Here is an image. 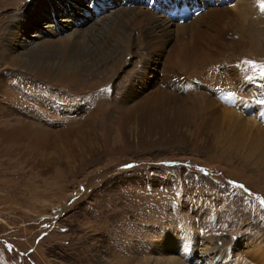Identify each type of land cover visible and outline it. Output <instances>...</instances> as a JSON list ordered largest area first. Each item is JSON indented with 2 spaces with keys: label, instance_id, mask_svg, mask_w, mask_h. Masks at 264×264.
<instances>
[{
  "label": "rangeland",
  "instance_id": "1",
  "mask_svg": "<svg viewBox=\"0 0 264 264\" xmlns=\"http://www.w3.org/2000/svg\"><path fill=\"white\" fill-rule=\"evenodd\" d=\"M231 1L203 3L205 11L219 6L235 14L221 17V26L253 41L236 51L214 58L205 47L200 58L188 50L171 64L176 41L145 52L135 40L137 47L96 74L60 80L32 73L26 58L69 32L56 27L69 9L83 4L92 14L103 4L112 11L123 0H0V264H168L173 256L202 264V247L215 248L223 264H264V149L245 126L227 130L214 90L235 87L263 124L264 11L257 0ZM130 3L124 7L158 11ZM242 8L249 11L238 18ZM37 14L57 35L40 32ZM91 21L78 30L89 31ZM117 47L116 38L107 43V50ZM112 65L118 66L109 72ZM152 73L156 81L147 89L136 86L139 75L145 82ZM164 77L173 78L174 91ZM162 89L179 100L156 103L167 95ZM227 100L234 108L235 100ZM181 104L191 117L177 114ZM161 105L167 124L153 123ZM25 124L37 131L20 147L13 135ZM187 236L195 241L191 261L179 255Z\"/></svg>",
  "mask_w": 264,
  "mask_h": 264
},
{
  "label": "bare ground",
  "instance_id": "2",
  "mask_svg": "<svg viewBox=\"0 0 264 264\" xmlns=\"http://www.w3.org/2000/svg\"><path fill=\"white\" fill-rule=\"evenodd\" d=\"M89 1H92V0H88V3ZM126 1L127 0H123V3L120 5V7L115 8L112 11H108V9L107 10L104 9L102 6L103 4L102 5L99 4L98 7H94L96 8L94 11L99 14V18H96L95 12H93L92 14H87V10L84 9L86 6L83 4H81L82 7H79L77 9L75 8L74 10H72L70 12L71 14L69 13L70 9L69 10L67 9L68 12L67 13L64 12L66 16L65 17L63 16L64 18L60 19V22H63L65 24L62 26H56V27L60 28L61 31H63V29L66 28L67 31L69 30V32L62 38H58L57 40L48 41L49 43L47 44H44V42H42L43 44L41 43L38 46H36L35 47L36 52L37 51L38 52L35 54V57H33V59L27 57L25 60L28 64H30L29 61H32V63L28 66L29 70H31L32 73L36 74L39 77L51 78V77L57 76L56 79H60V80H64L66 78H69V80L77 79L78 77L83 78V76H86V75H94V73L96 74L99 71L98 69L101 67L102 64H106V62H108L111 58L115 57L118 53L123 51V56H126L127 53L132 48L137 47L138 45L135 44V40L138 41V44H142L140 48L145 52H151L154 50V48L156 49L158 47H162L164 44L169 45L172 41H176V43L174 42L175 44L172 47V51H170L171 55H170V58L168 59V62L171 64H176L177 56H180V54L184 53V51L186 52L188 50H193L192 51L193 53L187 52L189 56L192 55L194 57V54H196L197 56L199 55L200 57L199 53H200L201 48L208 47L212 56L214 58H218L219 56L227 54L228 52L236 51L243 45L250 44V41L253 42L252 40H248L244 36V32L242 34L236 33L234 35L231 31L233 30L232 27H230L228 24H226L223 27L221 26V21H223L222 18L224 17V15L226 14L230 16L235 15L232 13V11L230 12L229 10H226V9L224 10L219 6L216 9L211 8L205 11L206 5L203 3V0H148L150 1L149 3L150 6L154 4L152 6H156L161 9L159 13L149 8L147 10H141L137 8L135 9V7L134 8H128V6L124 7V4L126 3ZM34 3H35V0L33 4ZM183 4H187L188 6H190L191 10L195 7H198L201 9V13L203 12L204 13L203 14L200 13L197 18L195 16L192 17L191 21L184 22L183 24H180L177 21L175 22L172 18L169 17L168 11L174 6H178V5L180 6ZM31 6H28L27 8L29 9ZM93 6H94V1L91 2V7ZM246 7L250 8L249 6H246ZM248 8L240 9L239 13H237L236 16H238V18L244 17L249 11ZM40 12L42 11L39 10L38 14H40ZM38 14L36 16H38ZM20 15L18 14L16 17L21 18ZM138 15H142L141 20H137ZM206 17H208V19H205ZM33 19L34 18H32V20ZM36 19H37L38 25L40 26L39 27V30H41L40 32H42L43 34L50 33V35L55 33L57 35L55 27L54 28L51 27L50 29L49 23L45 22L44 20L43 21L40 20L42 19L40 16L36 17ZM88 19L92 20L89 23L92 26L91 29L86 32H81V30H78V29L83 28L82 25L88 22ZM74 22L80 23V24H74ZM43 23H45V25H42ZM95 25H97L98 27H96ZM205 27L206 29H204ZM43 28H45L46 30ZM208 30H214L216 32L215 34L212 35L209 33ZM66 32H62V35ZM206 35L209 37V41L202 40V38L205 37ZM114 38L117 39V41L119 42V46L121 47L120 49L117 47L115 52L113 49L107 50V43ZM242 38H243V41H242ZM246 40L248 41L244 43ZM122 47L124 50L122 49ZM93 53H96L97 55L96 58L92 56ZM163 53L164 52H161V54ZM16 59L21 60L20 58H16ZM206 62L207 60H203L202 64ZM117 66L118 65H116V67ZM116 67L115 65H112L111 66L112 70H109V72L110 71L114 72ZM152 77H153L152 80L149 79L145 82H142L141 77L139 75V77L135 79V84L137 86V81H138L141 84V86L144 88L143 90H145L147 89L148 85H150L149 83L156 81L155 73H152ZM172 80L173 78L165 79L164 77V81L162 83L164 85V83L169 82L168 83L170 85L169 88H171L169 90L174 91L176 85L172 84ZM56 82H58V80ZM159 87L161 86L159 85ZM207 87L210 90L214 89L209 86ZM238 87H241V85H238ZM225 89L227 90L228 88L225 87ZM143 90H137V91L143 94ZM214 90H217V89H214ZM171 91L167 92V90L162 89L159 92V94L163 95L166 93L167 95H164L162 99L160 100V102H156V103H164L166 105H171L175 101L179 100L178 98L180 97H177L176 96L177 94H174ZM228 91L230 92V97L235 100L234 108L227 106L228 100H224L226 105L225 104L223 105L226 111L223 110L224 108H221L222 111L224 112L219 115V116H222L224 120V125H225V122L227 123L228 125L227 130L230 133H232L234 127L245 126L253 134H255L254 140H256V143L259 146H261L260 147L261 149H264V121H263V124H261L260 122H258V120L255 117L254 118L246 117V115H250L252 113L254 107L247 104L245 99H243L244 96L241 93H238L237 89L235 90V87L231 91L230 90ZM159 94H157L153 100H157V97ZM221 98L220 99L218 98L217 101L223 100ZM144 101L148 103L147 100H144ZM141 103L142 102L140 101V103L136 104V110L139 108ZM161 108H162V105L160 106V110L158 111V114H161L162 117L158 118L153 123L158 124L160 123L159 121H161L167 124L168 122V121L166 122L167 116L163 115L166 111H163L164 109L162 110ZM235 108H237L241 113L237 111ZM177 111H179L180 113H178ZM217 111L221 112L219 111L218 108H217ZM176 112L179 116L184 117L185 119L189 118V116L191 117V113H188L187 110L184 109V104H181V106L176 107ZM191 112L193 111L191 110ZM248 112H251V113H248ZM39 130L37 132V138L41 137L40 134L42 135L43 133V131L41 130L39 131ZM36 131H37L36 128L29 124H25L15 129L14 135H13L15 137V142L18 145V141H19L20 147L28 145L29 141H31ZM27 141L28 143H26ZM188 241L189 242H186L183 240V243L185 242L186 245H182L183 248H187V250L184 249L179 252V255L182 256V260H185V261L193 260V257L189 256L188 254L190 253L191 255H193V250L195 249V241L193 245H192V239H190L189 237H188ZM172 246L174 248H178L179 244L174 243ZM202 248L204 249V252L206 253L205 254L206 261L205 263L202 262V264H223L224 263V261L221 262L222 260H220L222 256L221 257L219 256L220 261L216 260L217 251L215 250V248L213 247H202ZM208 255H210L209 256L210 258L208 257ZM195 260L196 259H194V263L197 264L196 263L197 260L196 261ZM167 263L168 264H181L178 257L176 258L174 256L169 258L167 260ZM182 263L184 264L185 262H182Z\"/></svg>",
  "mask_w": 264,
  "mask_h": 264
},
{
  "label": "snow or ice",
  "instance_id": "3",
  "mask_svg": "<svg viewBox=\"0 0 264 264\" xmlns=\"http://www.w3.org/2000/svg\"><path fill=\"white\" fill-rule=\"evenodd\" d=\"M257 2L259 3V7H260L261 11H264V0H257ZM247 63H252V62L247 61ZM258 67H264V66H258ZM262 75H264V72H262Z\"/></svg>",
  "mask_w": 264,
  "mask_h": 264
}]
</instances>
